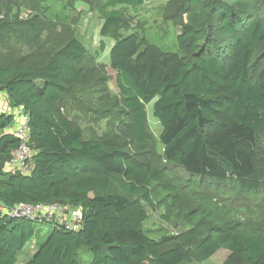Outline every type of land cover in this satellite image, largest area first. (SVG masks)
Returning <instances> with one entry per match:
<instances>
[{
    "label": "trees",
    "instance_id": "16d2710c",
    "mask_svg": "<svg viewBox=\"0 0 264 264\" xmlns=\"http://www.w3.org/2000/svg\"><path fill=\"white\" fill-rule=\"evenodd\" d=\"M264 0H184L197 10L199 26L182 24L178 51L125 35L130 18L116 7L136 10L143 0H100L99 53L105 41L122 108L116 136L85 139L64 116L60 103L91 73L76 66L87 56L70 38L40 67L0 63V92L29 118L33 168L28 175L4 170L19 140L4 132L12 116L0 113V206L58 204L79 208L81 229L51 224L45 240L24 264H183L190 255L207 261L226 250L228 264H264L263 235L240 232L234 219L213 225L190 252L175 237H150L143 228L158 188L179 202L168 167L216 185L231 182L241 192H264ZM38 15L0 21V40L37 47L43 31ZM161 132L149 131L145 107ZM135 149V150H134ZM136 156L141 157L138 161ZM159 157L162 165L153 164ZM194 196L198 193L193 191ZM38 222L0 215V264H16L34 238Z\"/></svg>",
    "mask_w": 264,
    "mask_h": 264
},
{
    "label": "rangeland",
    "instance_id": "374dc122",
    "mask_svg": "<svg viewBox=\"0 0 264 264\" xmlns=\"http://www.w3.org/2000/svg\"><path fill=\"white\" fill-rule=\"evenodd\" d=\"M100 0H0V21L17 14L22 17L38 15L43 31L42 41L37 47H24L11 38L0 40V63L25 62L34 67L46 63L49 56L62 47L70 38L78 39L86 48L87 56L76 67L89 76L71 87L69 95L62 98L61 112L78 125L85 139L103 135L116 136L115 126L120 125L122 108L115 87L116 73L110 68L108 52L113 42L106 40V49L99 53V27L102 20L97 12ZM184 0H143L136 10L116 7L109 11H121L130 18L125 35L137 33L151 44L167 51H178L177 36L182 24L199 26L197 10L183 12ZM264 13V4L259 7ZM3 102V100H2ZM149 131L156 142V152L161 153L158 143L161 132L158 121L152 116V103L145 107ZM264 147V137L262 140ZM135 150V149H134ZM138 161L141 157L136 156ZM153 164L162 162L155 157ZM6 171V169H4ZM168 179L176 188L179 202L171 205V196L158 188L157 201L166 199L168 207H147V220L143 224L146 233L159 239L175 237L190 252L194 245L213 227L228 219L240 223V232L260 237L264 230V192H241L231 182L216 185L209 180L186 177L178 169L168 167ZM193 191L198 196L193 195ZM50 224L37 223L34 238L19 253L16 264H24L38 245L45 240ZM227 251L220 250L207 261L190 255L183 264H228ZM82 264H88L89 252H78Z\"/></svg>",
    "mask_w": 264,
    "mask_h": 264
},
{
    "label": "built area",
    "instance_id": "2783aa9c",
    "mask_svg": "<svg viewBox=\"0 0 264 264\" xmlns=\"http://www.w3.org/2000/svg\"><path fill=\"white\" fill-rule=\"evenodd\" d=\"M15 117V118H14ZM13 119L15 123L8 128V133L19 140V145L14 149L7 165L18 167L20 172L28 175L33 168L32 151L29 146V118L28 115L20 109ZM0 215L12 219H26L31 222H42L48 224H58L70 231L76 232L81 229L82 214L79 208H73L69 205L58 204H17L11 208L0 206Z\"/></svg>",
    "mask_w": 264,
    "mask_h": 264
},
{
    "label": "crops",
    "instance_id": "0c3cea01",
    "mask_svg": "<svg viewBox=\"0 0 264 264\" xmlns=\"http://www.w3.org/2000/svg\"><path fill=\"white\" fill-rule=\"evenodd\" d=\"M2 100H3V102H2ZM20 109H22V108L11 107L9 105V102H8L7 94L4 92H0V113H4V114H7V115L14 117L15 114L19 113ZM14 123H15V120H14ZM4 132L8 133V129H6ZM4 169H6V172H11V173L20 172L18 167H15L14 165H7L6 166V163L4 164ZM31 254L33 255L34 253L31 252Z\"/></svg>",
    "mask_w": 264,
    "mask_h": 264
}]
</instances>
